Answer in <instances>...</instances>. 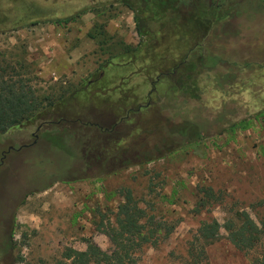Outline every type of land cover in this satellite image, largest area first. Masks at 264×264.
Here are the masks:
<instances>
[{
    "label": "rangeland",
    "instance_id": "1",
    "mask_svg": "<svg viewBox=\"0 0 264 264\" xmlns=\"http://www.w3.org/2000/svg\"><path fill=\"white\" fill-rule=\"evenodd\" d=\"M224 6L207 34L151 25L141 43L120 0H0V59L39 76L44 104L77 90L51 111L70 119L0 133V264L264 261V235L243 250L223 227L246 211L264 229V0ZM197 40L219 64L192 76L196 99L163 72ZM190 123L202 138L178 132ZM128 190L151 241L121 233ZM214 219L221 238L206 246L199 228Z\"/></svg>",
    "mask_w": 264,
    "mask_h": 264
},
{
    "label": "trees",
    "instance_id": "2",
    "mask_svg": "<svg viewBox=\"0 0 264 264\" xmlns=\"http://www.w3.org/2000/svg\"><path fill=\"white\" fill-rule=\"evenodd\" d=\"M120 1L134 12L141 43L144 42V38L148 36L149 33H152L151 25H162L163 28H166L168 33L176 32L183 34L184 30L187 29L188 32V28L190 27L189 29L192 31L193 35L195 29L197 35L199 32L207 34L217 21L230 16L228 6H224V3L228 0ZM158 12L163 15L160 16V23L156 22V24H154V19ZM181 39L182 38L178 36L175 41L180 42ZM174 44L173 42V46ZM177 44L179 46L181 45L180 43ZM179 46H174V50L178 49ZM202 48L201 40L193 42L188 48V51L183 54V58L168 65V68L163 72L165 74L164 76H168L166 74L167 71L170 76H174V86L179 89H183L184 83H187L188 86L185 88V93H190L191 96L196 99L199 97L195 92L196 90L188 92L190 84L192 87L196 86V78L192 80V76H196L197 73L199 76V72L202 73L205 70L211 71L219 64L218 58L207 55ZM125 51H129L128 53H130L132 48ZM0 55H2L1 52ZM118 57L119 54L112 55V58ZM21 67L25 68L26 65L23 64ZM153 68L157 69L155 66H153ZM33 78L36 81L41 80L39 76L36 75H34V77L29 76V78H25L16 64L5 59H0V133H5L23 122L31 121L39 117V115H42L45 120L44 122L51 121V119H58L56 121L60 122L70 119L66 110L54 112L55 114H52L53 112L51 111L61 104H64V106L67 105L68 102L74 98L77 90L69 92L65 88H62L58 95L47 96L45 98L47 104H44L45 102L39 98L36 89L32 87ZM178 132L183 136L189 135L191 137L197 136L198 138H202L198 126L194 123L188 124V126L178 130ZM208 192L210 198L215 197L212 189H209ZM125 196L126 201L119 206L118 222L121 233L124 232L127 235H136L140 238L141 242L151 241L148 234L143 232L147 224L141 222L145 211L139 207L130 190L126 192ZM216 200L217 199L213 198L210 203H217ZM208 203L207 201L201 200L200 206L205 207ZM259 203L263 205L264 200H261ZM198 210H200V208H198ZM238 217L242 221L240 228L236 229L235 226L237 225L231 222V220L224 224L223 227L230 232L228 239L234 245L243 250H251L262 241L264 229L260 227L246 211L239 212ZM221 228L222 224L216 219L210 222L205 221L201 224L199 233L201 238L204 239V244L206 246L215 243L221 238ZM79 253L82 256L87 255L82 252ZM253 262L251 264H256V261L255 263ZM257 264H264V261Z\"/></svg>",
    "mask_w": 264,
    "mask_h": 264
}]
</instances>
